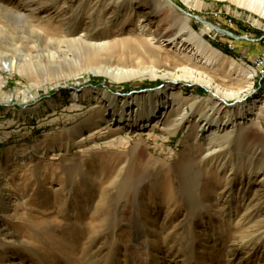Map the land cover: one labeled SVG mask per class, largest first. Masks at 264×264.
I'll use <instances>...</instances> for the list:
<instances>
[{"label": "rangeland", "instance_id": "rangeland-1", "mask_svg": "<svg viewBox=\"0 0 264 264\" xmlns=\"http://www.w3.org/2000/svg\"><path fill=\"white\" fill-rule=\"evenodd\" d=\"M172 1L249 39L219 32L167 0H0V60L37 61L34 73L0 66V264H138L129 247L143 242L149 264H264V210H252V219L237 226L228 219L230 206L220 204L221 194L233 197L225 188L229 175L235 194L258 201L261 175L247 191L241 180L251 163L264 164V117L242 124L255 139L240 143L238 129L221 133L226 141L212 161L209 132L196 139L201 112L219 103L205 84L112 81L82 70L73 76L83 50L59 43L85 33L92 41L149 39L156 55L143 48L130 57L113 52L103 63L168 71L187 65L234 90L248 83L229 68L235 60L254 72L246 103L256 104L264 87L251 62L264 52V16L236 0ZM186 25L218 50L219 62L190 59L189 41L180 42ZM157 87L167 96L168 120L128 130L124 124H139L154 103L148 94L158 90L129 92ZM236 101L228 99L229 107ZM183 108L190 116L177 124ZM237 205L242 215L244 200Z\"/></svg>", "mask_w": 264, "mask_h": 264}, {"label": "bare ground", "instance_id": "bare-ground-1", "mask_svg": "<svg viewBox=\"0 0 264 264\" xmlns=\"http://www.w3.org/2000/svg\"><path fill=\"white\" fill-rule=\"evenodd\" d=\"M236 1L237 3L264 16V0H236ZM205 26L208 29H212L211 24L206 23ZM183 28L185 29L186 34H188V36L186 38H183L180 41L181 47L186 45L184 41H187V43L189 41V44L191 45V47L189 48L188 52L191 53L190 54L191 60L195 59V60L201 61V59H205V62H209V63L210 62L217 63L219 62V60H221V56L218 50L216 51V49L211 47L208 43L204 42L203 40L195 38L194 37L195 33L191 29H189L187 25ZM217 31L225 33V30L219 27ZM92 39H94V36L89 35V33H85L84 37L80 36V37H74L71 39L65 38V40H62L59 42V43H66L68 45H73V46H76V48H79L78 50H83L82 57L79 58L80 61L78 63L79 70H76L75 72H73L72 73L73 76L80 75V73H82L81 72L82 70V71L90 72V73L97 74V75H103L112 81H124V80L132 79V78H151V79L166 78V80L169 78L170 79L169 83H173V85L179 84V82H182V80H185V79L192 80L194 83L202 82L203 84H205V86L211 92V97H210L211 100H219V103L215 104L214 107L210 108L211 110L210 112H201L204 122L202 123L198 131L199 133L196 139L197 141L200 140L201 138H203L202 136L204 135V133L209 132L208 136L206 135L207 137L206 138L204 137L205 140L207 141L206 143L208 144L207 145L208 150L206 153L207 159H211L213 161L214 159H216V156H218L216 153L218 152L219 149H216V146L217 145L222 146L223 143H225L226 141L224 140L225 139L224 136L221 135V133L223 132H226V131L231 132V131H234L235 129H238L237 133H238V138H239L240 143L241 142L244 143L248 141L249 137L250 139L257 138L255 137V135L251 134V131L248 129L249 127L248 125L246 126L242 124L248 121H252V120H259L260 118L264 117V94L260 99H258L256 104L246 103V93L250 92V90L253 87L252 79L254 77V72L247 70L240 65H235L236 63L235 60H233V62L230 63L229 68L235 72H238V74H240L244 79H246L248 83L244 85L243 87H239L238 89L234 90V89H228V88L222 87L221 85L217 84L214 80L204 75L201 71H198L197 69L191 68L187 65H183L182 67L177 68L175 71H168L165 68L159 69V68H154L153 66L142 67V68L138 67V69H133V68L126 67L127 64L121 67L120 66L118 67L116 65L111 66V65L104 64L103 62L108 61L111 57L110 54L112 55L113 52H117L121 56L129 55L130 57V56H134L137 52H140V49L143 48L146 51L148 50L147 52L156 55L154 50H156L157 48L152 45L153 42L149 39L142 40L141 38L140 39L139 38H135V39L126 38V39H121L119 41L118 40H114V41H94L93 40L92 41ZM246 39H249V38H246ZM167 40L169 43H171L173 39H167ZM167 40L164 39V41H167ZM186 48H188V46ZM262 53H258L254 57H257ZM36 63L37 61H33L31 59H20V60L6 59L3 61L0 60V66L3 69L13 70V69L18 68L20 70L28 71V73L36 72L37 70L35 69V66L37 65ZM253 67L255 69L256 76H258L259 78V83L260 85H262L263 68L259 66H253ZM49 79L57 80L60 78L57 76V77L49 78ZM249 79L251 81H249ZM162 92L163 91L158 90L151 94H148V96L153 97L152 101H154V103H152V108L150 112L146 114L144 119L141 120L139 124L131 123V121L126 122L124 125L127 127L128 130L137 131L138 129L145 128L148 125L151 126L152 121L154 123H159L163 121V119L167 118V110L165 109L166 107L163 104V99H165L167 96L163 95ZM178 93L180 94V91ZM171 95H174L175 97L174 91L170 92V96ZM179 96L180 95L176 96L175 98L177 103L181 100ZM74 97L77 98L76 93L74 94ZM232 98L237 100L234 103L236 104V106H234L233 108L229 107V104L227 102L228 99H232ZM121 101H123V99H121ZM186 102L190 105L192 109H195L198 105V101L186 100ZM130 103L131 102H129V104ZM161 105L163 106L162 108H160ZM216 105L217 106L219 105V107L222 108L221 110H224V109L226 110V113L224 116H220L221 115L219 111L220 109L218 110ZM161 109L163 110V112L160 113ZM133 112H134L133 108L128 109L127 114L128 116H130V119H131V116H133L132 115ZM112 116H115V115L113 114ZM189 116L190 115H189L188 110L186 108H183L182 112L179 113L178 118H176L177 124H180L183 121L186 122L187 121L186 119H188ZM258 166L255 165V163H251V165H249L244 170H242V180H241L242 184H244V182L246 181L245 189L247 191V189L249 188V184L252 182L253 178L257 177L258 175H261V177H259L260 179L258 180V184H259L258 188L255 190L256 194H254L253 196V198L255 197L258 199V201L256 199L257 202L255 203H253V200L247 202V198H246L247 194H244V195L235 194L236 192L235 191L236 190L235 177L233 176V180H232L230 179L231 175L225 176V179H224L226 182L225 188L230 192L233 191V197L231 196L229 197V196H225V194H221L220 204L222 207H225L226 205L230 206L228 219H230V222H233L237 226H243L248 219H252V217L251 218L249 217V214L252 210L256 209L258 212H262V210H264V194H260V193H264V164H261ZM234 168H235V165H233V175L235 174ZM232 181H233V187L230 186ZM240 198H242L245 202V212L242 215H238L237 208L234 207L235 205L236 207L238 206L237 204L239 203ZM166 203L169 204L171 202L166 200ZM147 245L148 244L143 242V243H138L137 245L129 247V249L133 251V254H136L138 256L137 257L138 264L148 263ZM139 252H142V253L138 255Z\"/></svg>", "mask_w": 264, "mask_h": 264}, {"label": "water", "instance_id": "water-1", "mask_svg": "<svg viewBox=\"0 0 264 264\" xmlns=\"http://www.w3.org/2000/svg\"><path fill=\"white\" fill-rule=\"evenodd\" d=\"M168 1L170 3H172L174 6H176L180 11L184 12L186 15L192 16V17L196 18L197 20L201 21L202 23L203 22H209V23L213 24L210 21H206V20L202 19L198 15L191 14L190 12L186 11L185 9H183L181 6L177 5L174 1H172V0H168ZM213 25L215 26V29L218 30V27L215 24H213ZM224 34H227V35H229V36H231L232 38H235V39L248 38L247 36H244V35H236L235 33L231 32L229 30H226V29H225V33ZM157 89H160V87L152 88V89L151 88H147V89H142V90H137V91H131L129 93H136V92H139V91H146V90H152V91H154V90H157ZM113 93H117L119 95L129 94V93H121V92H113Z\"/></svg>", "mask_w": 264, "mask_h": 264}, {"label": "built area", "instance_id": "built-area-1", "mask_svg": "<svg viewBox=\"0 0 264 264\" xmlns=\"http://www.w3.org/2000/svg\"><path fill=\"white\" fill-rule=\"evenodd\" d=\"M232 47V46H231ZM252 66H259L263 68V81H262V87H264V53L260 54L257 57H254L251 62Z\"/></svg>", "mask_w": 264, "mask_h": 264}, {"label": "trees", "instance_id": "trees-1", "mask_svg": "<svg viewBox=\"0 0 264 264\" xmlns=\"http://www.w3.org/2000/svg\"><path fill=\"white\" fill-rule=\"evenodd\" d=\"M235 41V40H234Z\"/></svg>", "mask_w": 264, "mask_h": 264}]
</instances>
